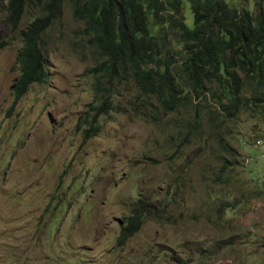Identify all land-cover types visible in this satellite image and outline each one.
Listing matches in <instances>:
<instances>
[{"label": "rangeland", "instance_id": "374dc122", "mask_svg": "<svg viewBox=\"0 0 264 264\" xmlns=\"http://www.w3.org/2000/svg\"><path fill=\"white\" fill-rule=\"evenodd\" d=\"M225 1L264 9V0ZM182 3L192 27L190 1ZM6 4L0 264H264V103L245 92L229 109L223 94L206 92L197 106L166 113L129 80L112 93L115 109L96 114L90 69L102 58L67 0L40 40L47 82L14 101L22 42ZM35 15L26 12L19 28ZM139 203L150 212L120 240Z\"/></svg>", "mask_w": 264, "mask_h": 264}, {"label": "trees", "instance_id": "16d2710c", "mask_svg": "<svg viewBox=\"0 0 264 264\" xmlns=\"http://www.w3.org/2000/svg\"><path fill=\"white\" fill-rule=\"evenodd\" d=\"M63 1L7 0L6 21L18 31L22 42L16 58L20 77L14 101L30 83L48 80V56L40 40L60 18ZM67 1L74 18L84 22L88 43L102 58L90 69L95 96L101 99L96 114L115 109L112 93L119 92L129 80L166 113L197 106L194 100L206 92L223 94L229 109L238 107L245 92L255 103H264L261 6L250 13L229 6L225 0H189L193 15L189 27L182 14V0ZM26 12L36 15L19 28ZM170 37L179 49L172 48ZM149 212L146 205H135L119 239L136 232Z\"/></svg>", "mask_w": 264, "mask_h": 264}]
</instances>
